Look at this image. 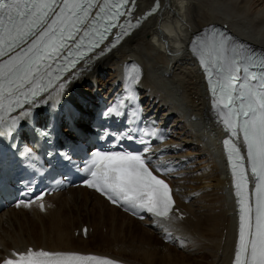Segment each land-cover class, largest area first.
<instances>
[{
    "label": "bare ground",
    "instance_id": "bare-ground-1",
    "mask_svg": "<svg viewBox=\"0 0 264 264\" xmlns=\"http://www.w3.org/2000/svg\"><path fill=\"white\" fill-rule=\"evenodd\" d=\"M152 1L136 0L135 6ZM159 12L121 48L81 68L67 83L63 103L72 102L82 116L87 115L86 107L117 90L120 67L127 61L138 63L145 111L172 133L155 151L184 148L165 156L187 161L184 169L168 177L175 207L184 216L172 213L167 221L137 220L85 187L69 188L46 196L43 211L32 204L0 212V263L12 252L32 247L98 255L118 264H231L237 213L220 144L224 136L236 142L240 138L226 131L213 109V98L188 46H194L192 38L210 25H220L235 40L264 52V0H160ZM201 162L206 164L199 170ZM153 221H158L155 228L148 225ZM163 227L172 231L173 239L160 240L158 248L152 238ZM192 255L197 258L187 257Z\"/></svg>",
    "mask_w": 264,
    "mask_h": 264
},
{
    "label": "snow or ice",
    "instance_id": "snow-or-ice-1",
    "mask_svg": "<svg viewBox=\"0 0 264 264\" xmlns=\"http://www.w3.org/2000/svg\"><path fill=\"white\" fill-rule=\"evenodd\" d=\"M127 3L128 0H103L99 4L97 0H0V113L36 106L37 97L52 89L69 67L74 68L77 60L87 55L85 49L98 48L107 39L106 34L118 26L115 21L125 15L121 9ZM93 8H98L94 16ZM138 24L139 21L137 25L129 23L127 27ZM119 27L122 35H128L123 24ZM121 38L118 34L111 47ZM192 43L198 45L194 51L199 53L210 78L213 109L226 131L234 138L242 136L246 146V154L241 155L235 143L224 141L239 212L234 264H264V54L232 42L230 36L215 29L207 30ZM65 86L66 81L59 83L56 94L62 93ZM28 114L21 112V116ZM89 171L87 186L111 202L157 218H169L174 204L171 189L153 174L144 155L96 153ZM249 171L254 184L251 191ZM12 256L15 259H5L2 264H115L96 256L31 248L13 252Z\"/></svg>",
    "mask_w": 264,
    "mask_h": 264
},
{
    "label": "rangeland",
    "instance_id": "rangeland-1",
    "mask_svg": "<svg viewBox=\"0 0 264 264\" xmlns=\"http://www.w3.org/2000/svg\"><path fill=\"white\" fill-rule=\"evenodd\" d=\"M158 117H159V115H158ZM200 165H198V168H199V170H202V168L204 167V164H206V163H204V162H201V163H199ZM200 166V167H199ZM208 188V187H207ZM133 225V224H132ZM21 228H23V230H25V226H21L20 227V229ZM14 231H16L17 232V227L15 226L14 228ZM22 230V229H21ZM129 240H130V238H128ZM153 241L154 242H156V247H158V248H160V246H159V244L160 243H162L161 241H160V238L158 237V236H153ZM168 245V244H167ZM169 250H171V248H169ZM187 257H189V258H192V257H195V258H197V256H195V255H192V256H187ZM209 261V260H208Z\"/></svg>",
    "mask_w": 264,
    "mask_h": 264
}]
</instances>
